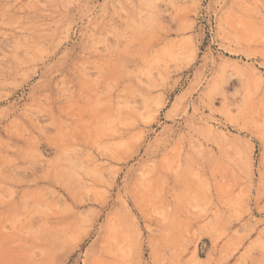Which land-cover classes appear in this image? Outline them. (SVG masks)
Listing matches in <instances>:
<instances>
[{
    "label": "rangeland",
    "instance_id": "obj_1",
    "mask_svg": "<svg viewBox=\"0 0 264 264\" xmlns=\"http://www.w3.org/2000/svg\"><path fill=\"white\" fill-rule=\"evenodd\" d=\"M0 264H264V0H0Z\"/></svg>",
    "mask_w": 264,
    "mask_h": 264
}]
</instances>
